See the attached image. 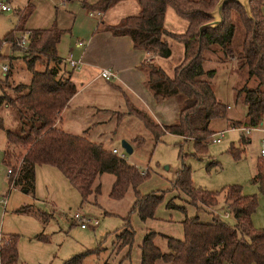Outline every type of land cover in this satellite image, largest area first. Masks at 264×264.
Masks as SVG:
<instances>
[{
  "label": "trees",
  "instance_id": "1",
  "mask_svg": "<svg viewBox=\"0 0 264 264\" xmlns=\"http://www.w3.org/2000/svg\"><path fill=\"white\" fill-rule=\"evenodd\" d=\"M120 0H96L85 4L87 10L105 12ZM217 0H135L139 10L136 15L120 18L113 25L104 26L112 36H127L134 49L161 58L169 56V48L164 36L179 42L183 48L182 60L173 68L172 76L153 64L144 66V85L150 91L156 103L180 96L178 115L174 123L159 125L142 109L127 101L124 114L140 121L145 130L158 140L164 133H170L190 139L195 151L205 150L204 143L213 134L208 128L211 120L225 118L227 106L213 95L208 80L214 70H204L206 55H217L219 60H237L241 68L246 69L247 78H253L252 86L243 85L239 89L245 112L241 120L231 121L232 127H255L264 114V14L263 0H248L245 10L239 3L228 0L221 8L219 23L213 24L211 11ZM166 7L186 23V29L180 34H171L163 29V15ZM33 10L31 0L15 10L16 20L13 28L0 37V48L9 43L15 45L18 34L24 32V24ZM239 23L242 38L238 53L233 55V34ZM27 51L22 57L28 74L26 83L10 84V61L12 57L0 52V62L7 61L8 69L0 75V107L15 109L20 132L14 133L3 128L0 117V130L5 138L2 163L11 168L12 175L7 179V189L20 187L32 192L34 186V168L40 165L55 167L74 188L81 202L90 195L99 194V184H94L102 173L113 176L108 197L121 199L127 189L133 193L132 209L140 220L153 216L162 194L140 195L137 185L145 178L139 170L119 159L101 144L88 140L84 136L63 131L55 125L59 113L75 92L69 73L59 74L56 66V44L63 30L53 23L47 28L28 31ZM40 61L42 67H35ZM49 62L55 65L49 67ZM179 105V104H178ZM119 117V114H117ZM131 142L140 145L141 137H132ZM248 138L239 136L238 147L232 144L227 151L237 160L242 154ZM14 159V163H12ZM16 164V166H14ZM251 182L256 185L264 197V157L255 161V172ZM188 198L195 209L208 208L209 222H201L196 216L181 220L180 239L165 238L166 252H162L153 243L154 233L149 231L139 245V264H155L160 260L166 264H264V229L252 226L250 216L256 207L254 195L241 194L238 185L222 188L226 210L232 215L234 224L229 225L219 214L212 210L216 205L218 191H206L193 187L189 168L181 167L171 184ZM168 206V203L167 205ZM21 210V209H20ZM6 242L0 246V264H17L16 234L4 236ZM120 246L131 243L130 230L123 229L118 235ZM37 238L45 239L41 235ZM92 251L74 255L61 264H80L83 257ZM102 264H112L107 261Z\"/></svg>",
  "mask_w": 264,
  "mask_h": 264
},
{
  "label": "rangeland",
  "instance_id": "2",
  "mask_svg": "<svg viewBox=\"0 0 264 264\" xmlns=\"http://www.w3.org/2000/svg\"><path fill=\"white\" fill-rule=\"evenodd\" d=\"M8 6L11 8L10 11H0V37L10 31L15 24L16 14L13 10L15 4L9 3ZM241 38L242 29L237 23L233 34L234 56L238 53ZM17 48L18 50L11 49L9 43H3L0 48L1 54L12 57L8 79L10 84L28 81L22 59L27 47ZM217 58V55L207 54L203 69L214 70L208 79L213 95L227 108L225 118L209 122L208 128L214 135L204 143L203 151H195L190 139H182L170 133H164L158 140H154L139 120L133 116L124 117L126 114H120L117 122L115 116L108 118L104 115H92L90 119L85 120V124L80 118L79 120H82L79 122L72 121L66 123V127L63 126L69 132L89 138L105 149L114 148L119 153L123 151L120 140L127 141L132 151L130 154L125 153V161L142 172L140 174H146L137 185L136 191L140 195L162 194L153 216L146 220L138 218L132 209L133 193L130 188L121 199L109 198L111 174L98 175L94 184H99V194L90 195L87 200L81 202L77 191L68 184L59 170L48 165L39 166L35 172L32 192H23L20 187L14 186L4 193V202H1L3 208L0 213L1 230L5 234L17 235V264H61L64 260L84 251L92 252L84 256L80 264H102L105 261L112 264H139V245L145 233L149 231L155 234L153 237L155 246L166 252L165 238H181L180 222L184 217L196 216L201 222L210 221L208 208L195 209L187 202L185 194L171 188L181 167L189 168L193 187L218 191L217 202L212 210L229 225H233L234 220L226 210L224 192L221 189L228 185H238L241 194L254 195L257 204L250 221L253 227L264 229V197L251 182L255 172V161L260 157L259 149L261 146L264 147V142L262 145L259 131L251 130L245 133L241 130L243 128L236 129L237 127H231L230 124L231 121L243 118L245 106L239 89L243 85L252 86L254 79L247 78L246 69L241 68L236 59ZM6 62L2 61L0 64ZM35 67L40 69L41 62L36 61ZM2 74L0 72V75ZM181 99L180 96H176L171 100L176 112ZM0 117L4 129L14 133L20 132V122L15 109L1 106ZM175 119L167 121L168 123L164 125L174 123ZM93 122L96 124L91 129L82 130ZM220 130L222 133L216 136L215 132ZM240 135L248 138V142L244 145L240 158L234 160L227 149L230 144L238 147L237 140ZM136 136L142 138L140 145L130 140ZM213 137H219V141L212 142ZM2 140L3 132L0 130V142ZM12 161L14 163V159ZM74 212L86 218H94L97 224L80 228L69 217ZM123 229L130 230L132 238L130 244L120 246L121 239L118 235ZM37 235L45 239L37 238ZM155 264L166 263L157 260Z\"/></svg>",
  "mask_w": 264,
  "mask_h": 264
},
{
  "label": "crops",
  "instance_id": "3",
  "mask_svg": "<svg viewBox=\"0 0 264 264\" xmlns=\"http://www.w3.org/2000/svg\"><path fill=\"white\" fill-rule=\"evenodd\" d=\"M95 1L31 0L33 10L24 24V29L25 31L43 29L54 23L57 28L63 30L55 49L56 56L59 58L56 66L62 76L66 75V72L69 73V79L75 88L74 94L60 111L55 125L65 132L74 134L64 128L66 123L79 122L83 119L85 124V120L90 119L92 115H104L108 118L115 116L117 122V114L126 112L127 101L132 106L144 110L159 125L177 118L178 112L171 105L172 98L159 103L153 100L150 91L144 85V66L147 62H152L171 77L173 68L182 60V45L171 37L164 36L163 39L169 48V56L165 58L134 49L129 37L112 36L104 30V26L113 25L122 17L136 15L139 7L135 0H120L102 13L85 8L84 3L90 5ZM0 2L7 5L14 3L13 10H16L23 7L27 0ZM263 8L264 4L262 11ZM186 26L187 23L170 7L165 8L163 29L166 32L180 34L185 31ZM68 55L79 63L77 69L72 70L64 63L65 56ZM54 65L51 62L48 66ZM102 69H108L113 74V78L109 80L101 78L99 72ZM80 118L82 119L79 120ZM94 124L96 122L88 124L82 130L91 129ZM4 147L3 135V140L0 142V213L3 210L1 199L7 189L6 166L2 163ZM38 167L34 168V177ZM2 231L0 224L1 235L12 234H5Z\"/></svg>",
  "mask_w": 264,
  "mask_h": 264
},
{
  "label": "built area",
  "instance_id": "4",
  "mask_svg": "<svg viewBox=\"0 0 264 264\" xmlns=\"http://www.w3.org/2000/svg\"><path fill=\"white\" fill-rule=\"evenodd\" d=\"M0 11H10V7L7 4H4V3L0 2ZM28 37H29V32L28 31H24V32L20 33V35L17 36L15 45L19 46V47L27 46ZM77 44H80V42H77ZM64 63L67 65L68 68H70L72 70L73 69H77L78 66H79V63L77 61H74L70 57V55L65 57ZM7 69H8L7 64H5V63L0 64V72L5 73L7 71ZM99 76L101 78L105 79V80H109V79L113 78V74L108 69H102L99 72ZM241 130H244L245 133H247V132H249L251 130L259 131L261 133V135H262L260 140H261V143L263 145V142H264V114L262 115L259 123L255 127H245V128H243ZM221 133H222V131L220 130L218 132H215V135L219 136ZM213 135L214 134H212L211 136H213ZM218 141H219V137H213L212 138V142H218ZM110 152L112 154L116 155L119 159H124L125 160V153L123 151L121 153H119L116 149L111 148ZM259 156L260 157H264V147L263 146H261L260 149H259ZM140 173H142V172H140ZM10 176H12V178H13L14 174L12 175L10 167H6V169H5L6 180ZM3 198H4V195H3L2 199H1V202H4ZM69 217L73 221H75L80 228H86L87 226H94V225L97 224V221L94 218H89V217L86 218L84 215H81L78 212L71 213L69 215ZM5 242H6V238L3 235L0 234V246L2 244H4Z\"/></svg>",
  "mask_w": 264,
  "mask_h": 264
},
{
  "label": "water",
  "instance_id": "5",
  "mask_svg": "<svg viewBox=\"0 0 264 264\" xmlns=\"http://www.w3.org/2000/svg\"><path fill=\"white\" fill-rule=\"evenodd\" d=\"M228 1V0H217L213 10L211 11L212 15H214L215 19L212 21L213 24L219 23L221 19V8L223 4ZM237 3H239L245 10L247 9L248 6V0H233ZM120 147L123 149L124 153L130 154L132 151L131 145L125 141V140H120Z\"/></svg>",
  "mask_w": 264,
  "mask_h": 264
}]
</instances>
